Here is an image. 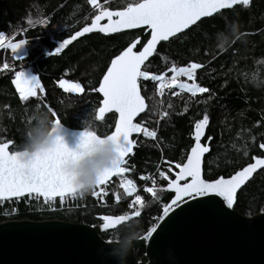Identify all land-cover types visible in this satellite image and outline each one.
I'll return each instance as SVG.
<instances>
[{"label":"trees","instance_id":"trees-1","mask_svg":"<svg viewBox=\"0 0 264 264\" xmlns=\"http://www.w3.org/2000/svg\"><path fill=\"white\" fill-rule=\"evenodd\" d=\"M133 0H97L110 9H122ZM97 6V5H96ZM95 6L88 0H0V33L12 41L25 39L23 60L13 58V53L0 48V142H13L12 151L21 150L29 118L38 108L48 111L50 117L68 128L83 130L94 127L97 134H109L115 125L114 113L104 114L100 119L98 109L102 98L97 91L100 79L110 60L119 54L138 34L146 42L145 29L123 32L104 37L91 34L67 45L61 52L54 50L64 40L88 24L96 14ZM29 20L32 23H29ZM44 21V23H37ZM187 31L159 45L153 58L142 68L151 73L170 76L173 64L185 66L190 62L204 65L195 73L201 86L212 90L209 93H171L165 89L163 103L156 93L157 82L141 79V92L148 110L136 123L157 132L155 139L143 133L134 134V154L128 156L124 177L137 185L136 192L128 196L121 186L120 177L114 178L99 195L92 191L84 196L70 198L71 203L61 207L55 200V211L47 206L38 207L35 199L27 197L18 201L0 203V223L8 221L59 220L85 225L99 224L102 215H130L136 204L129 208L136 194L145 200L140 207V216L115 229L113 241H127L141 237L146 229L157 224L163 204L173 194L167 190V180L157 172L164 171L175 178L178 171L165 169L168 161L180 163L193 144L194 123L203 117L205 110L210 116L206 137L209 153L204 157L203 176L214 179L228 177L251 161L252 156H261L259 145L264 143V0H250L245 7L237 4L231 9L198 22ZM141 46L138 45V48ZM54 52L53 55L48 53ZM30 70L42 82L46 92L22 101L12 83L17 71ZM60 79L81 83L82 93H65L58 87ZM171 105V107H169ZM186 109V110H185ZM52 110L56 116L52 115ZM167 112V116H162ZM247 151V155H245ZM159 169V171H157ZM157 171V172H156ZM149 176L141 180L140 176ZM157 181L159 199L145 193V185ZM43 199L40 198L42 204ZM16 209L15 212L12 210ZM234 210L244 216L264 212V172H258L238 193ZM113 231V230H111ZM111 231L100 235L106 240ZM144 253L136 252L139 259Z\"/></svg>","mask_w":264,"mask_h":264},{"label":"snow or ice","instance_id":"snow-or-ice-1","mask_svg":"<svg viewBox=\"0 0 264 264\" xmlns=\"http://www.w3.org/2000/svg\"><path fill=\"white\" fill-rule=\"evenodd\" d=\"M88 3L96 6L97 0H88ZM237 4L247 7L250 0H133L123 10L112 12L105 9L100 11L98 15L93 17L90 25L84 26L69 38L64 39L55 49V53H59L78 37L93 31L107 35L119 33L123 30L145 28L149 32L146 42L142 41L138 34L132 37L128 45L111 59L98 88L94 89L103 97L102 106L99 107V115L96 118L100 119L107 112L114 111L118 114L114 131L104 136L81 132L79 137L85 135L96 136L97 139H112L120 144L119 160L98 181L94 188L106 186V182L110 177L118 176L121 179V186L128 196H132L136 192L137 185L134 181L124 177V173L129 171L125 167L127 164L125 158L130 153L134 154L135 141L131 140L130 136L133 133H143L144 136L153 139L157 136L155 130L143 127L142 122L134 123V117L144 112L146 107L145 98L141 95V79L144 81L151 79L153 82H157L156 93L159 96L165 94V89H174L172 95L186 92L195 97L197 93H209L208 98H212V90L201 86L196 81V71L204 67L200 63L190 62L188 65L179 67L173 64L168 69L172 74L170 77L166 76L165 73L156 74L142 69V65L147 68L145 61L154 53L158 43L169 41L170 37H175L177 33L188 29L191 25L198 27L197 22L201 21L202 18L211 17L219 10L231 9ZM105 17H107V23L101 24L100 21ZM29 23H32V21L29 20ZM37 23H44V21H37ZM3 39L4 34L0 33V40ZM26 43L25 39H21L17 43L7 45V47H11L14 59L23 60L22 57L17 56V52ZM137 45L141 47L137 48ZM134 49L137 50L134 51ZM53 54V52L48 53V55ZM12 83L15 85L22 101L28 100L29 97H35L37 91L46 92L39 78L33 77L29 81L25 79L22 70L16 72ZM57 83L58 87L65 93L77 94L84 91L81 83L76 81L60 79ZM160 103H163V101H160ZM52 115L56 116L54 110H52ZM161 115L167 116L168 113L162 112ZM54 121L61 123L59 119ZM209 123L210 116L205 110L203 117L194 123L192 133L194 144L187 152L186 160L180 163L167 162L169 172L173 171V164H175V168L179 169L175 172L174 179L169 178L164 171H159V177L167 180V190L173 192L174 196L170 202L163 204L162 214L156 218L158 222L170 218V213L175 212L176 209L183 212L185 210L184 205H188L189 208L206 206L219 214L227 215L229 214L228 210H233L238 202V191L246 186L247 182L254 177V174L264 172V156H252L253 162L235 171L228 178L223 176L214 179L203 178L201 175L202 158L210 149L208 144H202L201 140L202 137H205V130ZM206 139L211 141L213 137L207 136ZM11 143V141L0 143V203L12 198L18 201L27 194L29 199L37 201L38 207L47 206V210L55 211L56 197H59L61 207L65 202L66 195L72 199L77 198L79 195L77 189L64 171L66 157H75L74 152H70L62 142L58 141L53 150L37 155L25 163L20 158L19 150H9V144ZM259 147L264 149V143H261ZM244 154L247 155V151ZM140 179L148 180L150 177L141 175ZM151 184L152 186L145 185L143 191L150 194L152 198L159 199L158 193L163 190V186L158 188L157 181L154 178L151 179ZM92 195H97V192L92 191ZM41 197H43L42 204L40 202ZM213 197L219 198V201L212 199ZM193 201L196 203L193 204ZM134 204L143 207L145 200L141 195L136 194L134 201L129 203L128 207L132 208ZM12 211L15 212L16 209ZM140 214V210L136 209L130 215L139 217ZM100 219L104 223L94 227L103 230L110 228V225H118L119 222L125 221L127 218L124 215L115 217L103 215ZM159 227L160 224L157 223L146 229L140 239L144 241L145 246H151L155 242L156 237L160 234L157 231ZM112 228L113 231L108 234L105 241L101 242L100 246L101 251L107 258L106 261L116 264V261L109 255L113 243V233L115 232V228ZM104 244H107L106 248L103 247ZM140 246L141 244L138 242L136 249ZM140 264H144V261H141Z\"/></svg>","mask_w":264,"mask_h":264},{"label":"water","instance_id":"water-1","mask_svg":"<svg viewBox=\"0 0 264 264\" xmlns=\"http://www.w3.org/2000/svg\"><path fill=\"white\" fill-rule=\"evenodd\" d=\"M106 9L115 12L123 10L124 8ZM222 10H219V12ZM99 13L100 12L95 15ZM113 19H115V17H113ZM203 19L206 18H202V20ZM91 20L86 25H90ZM100 23L106 24L107 17L101 20ZM193 26L194 25L189 26L188 29ZM140 29L145 28L123 30L119 33H110L107 35L93 31L78 37L75 41L91 34H100L104 37H109ZM188 29L182 30V32L177 33L176 36ZM145 34L149 35L147 29H145ZM171 38L173 37L169 39ZM163 42L167 41L158 43L154 53L145 61V65L153 58L159 45ZM136 50L137 49H134V51ZM109 65L110 62L108 66ZM143 67L144 65H142V68ZM106 71L107 68L104 73H106ZM99 95L103 100L102 94L99 93ZM145 105L144 112L134 117V123L147 111L148 105L146 100ZM107 113H114V111ZM114 114L117 119L118 114ZM60 124L63 127L61 135L64 139V145L68 149H75L79 141V134L83 130L71 129L62 123ZM112 131H114V128ZM206 131L207 128L205 130V137ZM205 137H202L201 143L208 144L209 146V142H204ZM130 139L135 141L133 146L134 149L136 145L134 134L130 136ZM12 145L13 142L9 144L10 151H12ZM260 150L262 152L261 156H264V149L260 148ZM208 153H205L204 157ZM128 156L125 159H127ZM204 157L202 158L201 172L203 178ZM251 162H253L252 159L249 163ZM256 174H254V176ZM117 177L118 176L110 177L106 182V186ZM102 187L104 186L96 188L97 195L102 193ZM170 193L174 196L173 192ZM27 196L28 195L25 194L24 197ZM212 199L219 201V198L216 197ZM12 200H15V198L5 201ZM192 203L195 204L196 202L193 201ZM183 207L185 209L183 212H181L180 209H176L175 212L170 213V218H165V221L158 222L160 227L157 231L160 234L156 237L155 242L152 243L151 246H145L144 241L140 240L143 234L139 238L123 242L113 241L109 255L116 261V264H133V262L134 264H140L141 261H144V264H264V212L253 216H244L233 209L228 210L229 214L223 215L206 206L189 208L188 205H184ZM124 216L127 218L125 221L119 222L118 225H110V228L103 230L94 227L104 223L100 219L101 216L97 217L101 222L95 225H85L59 220H20L0 223V264H111V261H106L107 258L101 251V242L105 240H103L100 235L104 232L113 230L112 227L116 229L135 218L134 215ZM138 242H140L141 246L136 249ZM103 247L106 248L107 244H104ZM140 248L144 249V253L138 259L136 257V252Z\"/></svg>","mask_w":264,"mask_h":264},{"label":"clouds","instance_id":"clouds-1","mask_svg":"<svg viewBox=\"0 0 264 264\" xmlns=\"http://www.w3.org/2000/svg\"><path fill=\"white\" fill-rule=\"evenodd\" d=\"M62 130L48 111L37 108L29 118L25 141L19 150L22 162L51 151L58 141L64 144ZM82 132L98 135L94 127H85ZM69 151L76 155L66 157L64 171L81 196L91 192L120 158V144L116 140L96 136L79 137L75 149Z\"/></svg>","mask_w":264,"mask_h":264},{"label":"rangeland","instance_id":"rangeland-1","mask_svg":"<svg viewBox=\"0 0 264 264\" xmlns=\"http://www.w3.org/2000/svg\"><path fill=\"white\" fill-rule=\"evenodd\" d=\"M107 7H104V5L103 4H100V3H98L97 4V6H95V9L94 10H96V13H98V12H100V11H102V10H104V9H106ZM6 39H8V42H7V44H5V48H7V49H10V51L12 52V50H11V47H7V45H10V44H14V43H17V42H19L20 40H16V41H12V40H10L9 38H6ZM6 39H3V40H6ZM24 50H25V45L22 47V48H20L19 50H18V52H17V56L18 57H21L22 56V54H23V52H24ZM22 72H23V74H24V76H25V79H28L29 81H31V79L33 78V77H36L35 76V74H33L30 70H22ZM172 74H171V72H170V76H171ZM37 78V77H36ZM181 79H183V78H181ZM189 83H191V82H189ZM41 92H39V91H37V94H40ZM162 101H163V96H162ZM157 103L160 105V104H162V103H160L158 100H157ZM147 110H148V108H147ZM146 113V112H145ZM133 134H136V133H133ZM168 168H169V166L165 169L166 171H168ZM172 168H173V166H172ZM179 170V169H178ZM157 171H159V169L157 170ZM156 171V172H157ZM175 170H174V168H173V172H174ZM169 172V171H168ZM156 175H158V177H159V172H157V174ZM160 178V177H159ZM167 188V187H166ZM163 189H164V187H163ZM135 193V192H134ZM133 193V194H134ZM134 201V200H133ZM141 206L140 205H137L136 204V206H135V210L136 209H139Z\"/></svg>","mask_w":264,"mask_h":264},{"label":"built area","instance_id":"built-area-1","mask_svg":"<svg viewBox=\"0 0 264 264\" xmlns=\"http://www.w3.org/2000/svg\"><path fill=\"white\" fill-rule=\"evenodd\" d=\"M10 40H11V38H9ZM7 42H8V39H6V40H0V48H3V47H5V44H7ZM168 77H170V76H168ZM159 96V95H158ZM159 97H161V96H159ZM34 196V195H33ZM70 198L71 197H69V196H66V199H65V202L64 203H67V204H69V203H71L72 202V200H70ZM43 199V198H42ZM59 200V198H56L55 200Z\"/></svg>","mask_w":264,"mask_h":264},{"label":"flooded vegetation","instance_id":"flooded-vegetation-1","mask_svg":"<svg viewBox=\"0 0 264 264\" xmlns=\"http://www.w3.org/2000/svg\"><path fill=\"white\" fill-rule=\"evenodd\" d=\"M101 221H99L98 223H100Z\"/></svg>","mask_w":264,"mask_h":264}]
</instances>
